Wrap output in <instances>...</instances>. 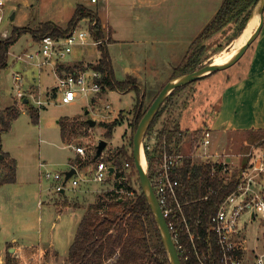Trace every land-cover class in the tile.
Here are the masks:
<instances>
[{
	"label": "rangeland",
	"instance_id": "1",
	"mask_svg": "<svg viewBox=\"0 0 264 264\" xmlns=\"http://www.w3.org/2000/svg\"><path fill=\"white\" fill-rule=\"evenodd\" d=\"M125 1L98 0L97 3H93L91 0H76V2L5 0L4 20L0 23V40L9 38L14 26L32 29L38 27L41 22L53 21L65 28L74 15L77 5L82 4L87 11L96 12L101 19L106 41L113 40L112 37L115 39L108 45L115 79L124 81L129 76L136 78L146 96L145 105L148 106L161 88L170 79L178 76L174 75V69L183 62L193 41L204 29L199 28V25L217 8L216 6L212 8V2L205 1V4L200 3L197 4V8H192L194 10L192 13L186 14L184 11L185 14H182L166 3L162 7L150 8L146 7L145 2L134 0L135 9H132L131 5L126 4H131L132 0ZM93 19L84 17L78 25L81 29L90 31V23ZM242 20L243 15L204 42V50L199 51L194 57L197 65L193 70L209 63L215 53L226 48L245 31L251 24L252 18L241 29ZM4 31L8 32V36L3 35ZM38 41L34 40L30 33H24L10 46L8 66L0 69L1 108L5 109L17 104L13 80L15 72L24 75L25 89L34 82L37 84L39 80L43 90L55 84L54 75L49 68L40 73L33 64L34 60L18 58V55L34 53L38 48ZM98 46L92 43L75 46L65 57L63 64L76 70L93 68L100 57ZM250 54L251 49L248 48L243 55L244 58L239 60L237 67L239 71L247 64ZM8 68L10 71L6 72ZM227 69L215 71L182 86L174 94H169L161 106V116L154 128L161 129L166 122H170L176 131V144L186 158L190 157L189 154L195 150L200 140L196 130L202 129L203 133L202 126L210 115L208 111L215 108L223 88L218 79ZM135 99L134 90H106L93 99H90V95L82 96L72 103H60L58 96L53 103L38 110L40 113L38 122L34 121L27 106V110L19 113L12 121L10 130L2 134L4 148L17 158L21 175L35 177V183L29 184L28 187L27 185L24 187L21 183L7 189L4 195L1 193L0 254L5 246L15 247L20 243L34 245L23 246L19 253H16L15 249L8 252L6 248L3 253L4 262L0 264H7L8 260L11 264H74L69 256L70 245L81 217L90 205L102 204L100 212H103L115 194L121 195L120 198H129L125 186H118L120 180L117 176L103 182L94 181L92 168L98 160H104L116 165L118 174L132 175L134 167L126 166V160L119 150L122 147L130 150L132 147L129 137L132 131V108ZM104 102L111 103L112 111L115 110L111 119L97 115L98 107ZM87 110H89L88 114H86ZM63 117H68L65 140L62 138L59 124V120ZM89 118L95 119L96 124H88ZM118 118L121 120L115 126L112 136H106V128L101 122H110ZM1 127L3 128V123L0 120ZM254 135L255 133L237 134L231 141H225L221 147L215 148L218 150L225 148L227 153L237 154L239 157L237 166L232 165L237 173L248 164L247 153L252 149V144L261 145L263 142L264 137L255 138ZM100 139L107 140L108 144L97 158V145ZM69 144L86 146V155L76 154ZM69 157H73L70 162L81 169L78 176L87 180H80L78 185H74L73 178H70L66 182L67 197L63 199L61 197L63 194L55 189L57 182L46 179L42 170L48 167L53 172H65ZM42 161L48 166L41 168L39 162ZM195 161L199 162L200 159L196 157ZM3 171L4 167H0V177ZM39 174L42 177V190H39L37 185ZM131 180L136 190H139L141 182L138 181L137 175H132ZM39 201L42 205H39ZM54 201L64 205L63 207L67 202L72 209H65L62 218H58L56 210L50 208V203ZM263 227L264 220L259 215L254 229L256 232H262ZM14 237L18 242H13ZM51 242L54 243L53 249L50 246Z\"/></svg>",
	"mask_w": 264,
	"mask_h": 264
},
{
	"label": "built area",
	"instance_id": "2",
	"mask_svg": "<svg viewBox=\"0 0 264 264\" xmlns=\"http://www.w3.org/2000/svg\"><path fill=\"white\" fill-rule=\"evenodd\" d=\"M91 1L98 2V0ZM4 6L5 0H0V23L4 20ZM96 23L97 18H94L90 23V31L81 29L77 25L64 36L44 35L38 41V48L34 53L18 55L19 59L34 60L33 64L40 73L49 68L55 78V84L44 90L40 80L25 89L24 75L21 72L13 73L16 106L21 112L27 110L28 104L38 110L45 108L58 96L60 103H72L82 96L90 95V99H93L105 92L101 71L94 68L66 69V65L63 64V60L75 46L89 43L98 46L103 42V39L94 35ZM3 35L8 36V32L4 31ZM26 99L27 103H25ZM98 110L97 115L105 119H111L115 112L112 111V104L105 102L98 107ZM211 136L210 129L203 131L195 150L189 154L190 158L195 161L198 157L199 162L210 163L212 173L219 171L225 185L232 182L237 184L236 188L219 203L216 211L209 216L205 232L200 229L203 226L201 221L194 223L187 215L184 207L186 202H183L179 195L180 169L186 157L176 144L175 137L169 142L166 135H159L157 128L148 130L144 137L143 147L146 154L150 151L155 158L151 184L177 252L181 261L184 260L186 264H264V227L262 232H256L254 229L259 215L264 220V138L261 145L252 144V149L247 153L248 164L237 173L231 162L221 160L223 154L211 152ZM69 146L74 148L76 154L86 155V146L73 144ZM125 164L134 167L129 162ZM217 165H221V168L218 169ZM47 166L46 162H40L41 168ZM110 167H113L112 172ZM72 169H75V173L70 178H73L74 185H78L80 180H87L78 176L80 170L77 165H72L67 171ZM92 170V179L98 182L117 176L121 183L130 177L118 174V167L104 160H98ZM67 171L53 172L47 167L42 173L46 179L55 180L56 191L62 193L66 191ZM147 171L149 173V160ZM126 193L129 197H133L136 188H126ZM205 198H208V195ZM245 218L247 220H244Z\"/></svg>",
	"mask_w": 264,
	"mask_h": 264
},
{
	"label": "trees",
	"instance_id": "3",
	"mask_svg": "<svg viewBox=\"0 0 264 264\" xmlns=\"http://www.w3.org/2000/svg\"><path fill=\"white\" fill-rule=\"evenodd\" d=\"M258 1L223 0L213 19L193 41L183 62L174 69V75L193 71L197 65L194 57L199 51L204 50V42L214 33L219 32L243 15L240 27L242 29L249 20L252 10ZM84 17L97 18V23L94 26V35L96 38L103 39V42L98 46L100 57L93 68L102 72L104 91L134 90L136 93L132 108V131L129 137L130 145L133 146L134 131L153 101L148 106L145 105L146 96L136 78L129 76L124 81L115 79L112 58L108 49L109 43L113 40H104L105 33L101 19L96 12L87 11L82 4H78L74 15L65 28L53 21L41 22L38 27L32 29L14 26L10 37L0 40V69L8 66L9 48L22 34L30 33L34 40H40L44 35L64 36L77 26L78 22ZM66 69H72V67L66 66ZM181 87L173 90L170 95ZM27 107L34 121L38 122L40 115L38 109L30 104ZM161 111L160 108L156 113L149 126V131L154 129L158 123ZM19 113H21V110L15 104L0 110V120L3 123V128H0V167H4L3 175L0 177V186L15 182L17 179V160L11 156L10 152L3 149L2 134L9 131L12 121L17 118ZM120 120L118 118L110 122H101L106 128V136H112L113 130ZM67 121L68 117H63L59 120L61 135L64 140L68 129ZM202 127L204 130L210 129L207 120H205ZM196 131L201 137L202 129ZM251 133H255V138L264 136V131L262 130ZM159 135H166L170 142L175 137L176 131L170 122H166L159 129ZM119 153L126 162L134 166L135 169L132 175H137L138 181H140L134 163L132 147L130 150H125L122 147ZM96 157L98 158L99 156L96 154ZM147 157L149 160V176L152 178L155 158L150 151H147ZM78 161L81 162L80 159ZM216 167L219 169L221 165ZM218 172L212 173V165L210 163L196 162L190 157L185 159L180 169V198L183 202H186L185 211L192 221L194 223L201 221L203 226L200 229L203 232L206 231L209 216L216 211L219 203L236 188V182L225 185ZM132 175L128 180L118 183V186L124 185L127 189L134 188V183L131 180ZM206 195H208V198H205ZM120 197L121 195L115 194L112 200L107 203L103 212H100L102 204L98 206L90 205L79 222L74 241L70 246L69 256L74 264H171L161 238L158 223L142 186L140 185V189L136 190L135 196L128 199H120ZM65 205L69 204L65 202ZM154 237L157 238L154 239ZM182 263L186 264L184 260ZM7 264H11L9 260Z\"/></svg>",
	"mask_w": 264,
	"mask_h": 264
},
{
	"label": "crops",
	"instance_id": "4",
	"mask_svg": "<svg viewBox=\"0 0 264 264\" xmlns=\"http://www.w3.org/2000/svg\"><path fill=\"white\" fill-rule=\"evenodd\" d=\"M138 1L141 3L145 2L146 7H150V8H154L158 6L162 7L164 3H166L167 6L169 4V6H171L175 11L181 12L182 14L192 13L194 11L192 8H197V6L200 3L205 4V1H209L210 3L212 2L213 5L212 8L216 6L217 8L216 10H218L222 4L221 2H223V0H195V1L194 0H177V1L176 0H171V1L138 0ZM123 2L126 1L123 0ZM126 4L128 6L131 5L132 9H135L134 0L131 1V4L128 3ZM216 10H213V12L209 15V17H207V19L204 20L201 23V25H199V28L200 27L204 28L203 26L208 24L207 23L208 20L215 14ZM136 17H138L137 14ZM112 39L115 40L113 37ZM249 49H251L249 60L247 61V64L241 71H239L238 70L239 68H237L239 65L238 64L239 61H238L236 64L228 68L226 72L224 71L221 77L218 79V82L222 84L223 88L221 90V94L217 100V103H215V108L211 110L209 109L208 114L210 115L208 116L207 119L212 134L211 146H210L211 152L223 154L224 156L222 155L221 160L223 159L227 162H231L235 166H237L236 162L238 163L239 161V157L237 156L236 153L233 152L227 153V149L225 148H223L222 150H218L215 148L221 147L223 145V142L225 141L228 140L231 141L232 139L235 138V135L237 136V134L249 135L250 132H256L261 130L264 131V23L260 34L251 44ZM9 71H10L9 68L6 69V72ZM0 110H4V108L0 107ZM2 146L5 151H8L4 148L3 141H2ZM11 156L14 157L12 154ZM72 158L73 157H69L68 159V164H67L68 167L66 171L70 169L72 165H76L70 162ZM79 170L81 171L80 168ZM21 177H23V179ZM34 178L35 177H31V176L24 177L23 175H21L19 163L17 161V179L15 182L1 185L0 196L1 193L2 195H4L7 189H10V187L16 186L21 183L24 185V187L26 185L28 187L29 184L35 183ZM41 180L42 177L39 174L38 184H37L39 190H42ZM62 194L63 196L61 195V197L65 199L67 197L65 195V192L63 191ZM50 204H51L50 208L53 207L56 210L58 218H62L63 215L62 212L65 209H72L70 205H65V207H63L64 205L58 204L55 201ZM39 205H42L41 201H39ZM53 224H55V222H53ZM13 242H18V239L14 237ZM32 245L34 244L20 243V245H17L15 247L7 248V246H5V249L7 248L9 252L10 248H13L16 250V253H19L22 250L23 246L26 247ZM50 246L52 247L51 249H53L54 243L51 242ZM5 249L1 251L0 262H4L3 253L5 252Z\"/></svg>",
	"mask_w": 264,
	"mask_h": 264
},
{
	"label": "water",
	"instance_id": "5",
	"mask_svg": "<svg viewBox=\"0 0 264 264\" xmlns=\"http://www.w3.org/2000/svg\"><path fill=\"white\" fill-rule=\"evenodd\" d=\"M73 2H76V0H72ZM260 16V22L257 26L254 33L248 38V40L245 42V44L237 51V53L227 62L222 64H215L213 61H210L209 63H206L202 65L201 67L181 75H178L172 79H170L160 90L156 98L153 100L150 107L147 109L146 113L144 114L143 118L141 119L138 127L134 131L133 135V157H134V163L136 166V170L138 172V176L140 178L142 189L145 193V196L152 208V211L155 215V219L158 223L161 238L163 241V244L168 252L170 263L171 264H182L181 258L177 252V249L175 247V244L173 242V238L171 235V231L168 227L166 218L163 215L162 208L160 206V203L158 201V198L156 196V193L153 189V186L151 184V179L149 176L148 171L143 169L142 166V154L141 149L143 146L144 137L149 129V126L155 117L158 110L161 108L163 103L165 102L167 96L171 94L173 90L176 88H179L181 86L187 85L193 81H196L204 76H207L208 74L218 71V70H224L235 63H237L243 55L246 53L247 49L250 47V45L255 41V39L260 34L263 23H264V0H259L257 4L255 5L252 13L251 18H253L255 15ZM249 19V21H250ZM27 99L25 100V103H27ZM89 113V110L86 111V114ZM88 124L95 125L96 120L89 118L87 120ZM108 144V141L105 139H100L97 145V156H100L104 149L106 148ZM110 171H113V167H110ZM75 173V169H72L70 171L66 172L65 181L67 182L70 177ZM13 248H10V251Z\"/></svg>",
	"mask_w": 264,
	"mask_h": 264
},
{
	"label": "bare ground",
	"instance_id": "6",
	"mask_svg": "<svg viewBox=\"0 0 264 264\" xmlns=\"http://www.w3.org/2000/svg\"><path fill=\"white\" fill-rule=\"evenodd\" d=\"M260 22V16L257 14L252 18L251 24L245 29L243 33H241L238 37H236L226 48L221 49L219 52L215 53L211 58L215 64H222L230 60L237 51L245 44L248 38L254 33L257 26ZM142 154V166L146 171L148 168V160L147 154L142 146L141 149Z\"/></svg>",
	"mask_w": 264,
	"mask_h": 264
}]
</instances>
